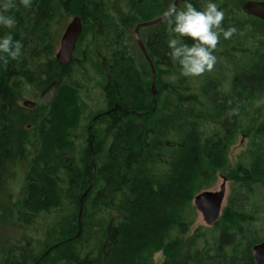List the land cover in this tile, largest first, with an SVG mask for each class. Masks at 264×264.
I'll return each instance as SVG.
<instances>
[{"label": "trees", "instance_id": "1", "mask_svg": "<svg viewBox=\"0 0 264 264\" xmlns=\"http://www.w3.org/2000/svg\"><path fill=\"white\" fill-rule=\"evenodd\" d=\"M247 1L216 0L222 26L237 29L217 45L236 66L227 91L216 75L180 74L166 55L162 23L143 30L156 96L132 36L171 0H31L11 10L16 24L0 26V36L11 32L23 48L19 59L0 62V228L17 238L3 242L0 264H36L57 244L39 264H154L158 253L163 264H255L253 247L264 242L256 226L264 204V112L235 169L229 161L264 100V22L242 13ZM206 2L191 0L198 9ZM72 17L83 32L64 66L55 52ZM54 80L60 87L49 107L21 105ZM89 83L99 84L105 108L86 124ZM98 114L93 175L88 128ZM218 175L233 184L228 206L213 227L188 236L198 215L194 199ZM35 226L40 237L22 239Z\"/></svg>", "mask_w": 264, "mask_h": 264}, {"label": "clouds", "instance_id": "2", "mask_svg": "<svg viewBox=\"0 0 264 264\" xmlns=\"http://www.w3.org/2000/svg\"><path fill=\"white\" fill-rule=\"evenodd\" d=\"M31 0H0V26L11 29L16 17L11 10L18 5L28 7ZM161 23L168 35L166 55L174 65L179 66L184 77H198L211 71L217 62L214 55L221 39H231L237 32L234 26L224 28L225 12L216 0H207L202 9H198L191 0H184L183 7H177L176 0L168 5L161 14ZM184 38H190L185 42ZM23 44L14 40L11 32L0 36V62L17 60L22 56Z\"/></svg>", "mask_w": 264, "mask_h": 264}, {"label": "water", "instance_id": "3", "mask_svg": "<svg viewBox=\"0 0 264 264\" xmlns=\"http://www.w3.org/2000/svg\"><path fill=\"white\" fill-rule=\"evenodd\" d=\"M181 0H176L177 7L179 6ZM243 12L252 17H256L262 21H264V2L258 1H248L242 6ZM161 23V18L158 17L149 22L139 23L134 30V38L137 46L139 47L141 53L143 54L146 62L149 64L152 71V94L156 96L158 91L155 87L156 82V70L152 60L150 59L146 46L141 37V30L144 28L152 27L155 25H159ZM83 32V23L79 17H74L71 22L67 25L62 38H61V47L60 50L56 54V60L59 64L67 66L70 64L72 60L73 53L76 49V44ZM59 82L57 80L52 81L45 89H43L39 96V101L42 107H48L53 102L58 90H59ZM23 106L28 109H35L36 103L27 100L23 103ZM109 113V112H108ZM99 116H96L93 119V122L88 128V134L91 137V141L89 143L90 152L92 162L94 164L92 174H95V163H94V153H93V143L95 137L92 133V127L94 121L98 119ZM94 186V182L88 188V190L84 193L82 199L87 196V194L92 190ZM227 196V181L221 185L220 191H203L195 197L194 206L197 210V213L203 217V220L208 227H212L215 225L221 217L222 207L224 201ZM83 205L80 208L79 213V223L82 214ZM60 244L54 245L49 248L40 260L36 263L39 264L53 249L57 248ZM253 258L255 264H264V242L258 244L253 247Z\"/></svg>", "mask_w": 264, "mask_h": 264}, {"label": "rangeland", "instance_id": "4", "mask_svg": "<svg viewBox=\"0 0 264 264\" xmlns=\"http://www.w3.org/2000/svg\"><path fill=\"white\" fill-rule=\"evenodd\" d=\"M171 2H172V0H171ZM180 7H183V5H181ZM72 19H73V17L70 18L68 22H70ZM144 31H142V33H141L143 39H144ZM133 32H134V30H133ZM132 45H133L132 47L134 48V50H136V52H139L138 46H137V44H135V41H134V35L132 36ZM244 45H246V43ZM248 47H249V45H248ZM250 48H252L251 45H250ZM220 51L221 50H219V48H217V54L215 55L217 57V62L214 65L213 69L211 71H208L207 74H209V75L213 74V75L218 76L224 84L223 90L227 91L229 86H230L229 80L231 79V75H233L232 73H234L233 71L236 69V66L234 64L230 63L227 60V58L219 56ZM240 64H244V62H241ZM87 88L90 90V92L84 91V93H83V98H84L86 104L89 106V110L86 113L87 115L85 116L86 119H84V122H83L86 124L89 122L90 118L92 117V113L97 112L100 108H105V103H104L103 98L101 96V89L99 87V84L96 85L94 83H92V84L89 83V84H87ZM31 94L32 93L30 92V94L28 93L27 96H25L23 98V100L21 101V105H23V103L27 100H31V101L37 102V103L39 102L40 92H37L36 95H34V93L32 95ZM88 94H89V96H88ZM263 112H264V100H262L260 103H258L257 105L254 106L253 111L250 114L249 119L247 121V126H248V127H246L247 129L244 131V133L239 135L238 139L236 140V143L232 146V148L230 150L229 161H230V169L231 170L236 168L237 164L241 161L242 156L248 150L249 142H250L249 138L247 137L248 131L250 129H252L253 125L257 124V122L260 120ZM98 115H100V114H98ZM81 141H82L81 142L82 146H85L87 144L85 136L82 138ZM17 172L19 173V175L21 174V176H24V175H26L27 171H26L25 166L23 165L20 167V169ZM224 181H227V196H226V199H225L223 207H222V214L228 206L229 197L232 195L233 184L231 183L230 180H228L226 178V176L218 175V178H217L215 185L209 189V191H220L221 185L224 183ZM18 183H21L20 179H18ZM19 191H20V189L16 188V192L18 193ZM260 191L264 192V188H262ZM261 192H260V195H264V193L262 194ZM257 217H258V222L256 223V226L260 230V232L264 233V204H263L261 212H259L257 214ZM200 227L207 228V226L203 220V217L200 214H198L196 221L193 224V226L191 227L188 236L192 235L194 233V231ZM38 228L39 227H37V226L33 227L31 229L33 231V233L27 229V230H25V232H23V235L21 233H19V234L23 237L22 239H24L25 237H27V238L40 237L36 233L38 231ZM13 238H17L16 231H12L11 229L7 230L5 228H0V253L2 250L3 242L6 241L7 239L12 241ZM1 257H2V255L0 254V258ZM163 261H164L163 253H158L157 255H155L154 264H163Z\"/></svg>", "mask_w": 264, "mask_h": 264}, {"label": "flooded vegetation", "instance_id": "5", "mask_svg": "<svg viewBox=\"0 0 264 264\" xmlns=\"http://www.w3.org/2000/svg\"><path fill=\"white\" fill-rule=\"evenodd\" d=\"M248 1H258V2H264V0H248ZM247 1V2H248ZM181 3H182V0H181V2H180V5H181ZM246 3V2H245ZM244 3V4H245ZM179 5V6H180ZM242 13H243V10H242ZM244 14V13H243ZM245 16H248V15H246V14H244ZM249 17H252V16H249ZM253 18H256V17H253ZM256 19H258V18H256ZM260 20V19H259ZM262 21V20H261ZM262 22H264V21H262ZM64 31H65V29H64ZM64 31H63V33H64ZM63 33H62V35H63ZM62 35H61V38H62ZM61 38H60V41H59V47H58V49L56 50V52H55V58H56V54H57V52L60 50V47H61ZM76 51V50H75ZM74 54H75V52H74ZM74 54H73V56H74ZM92 185V184H91Z\"/></svg>", "mask_w": 264, "mask_h": 264}, {"label": "bare ground", "instance_id": "6", "mask_svg": "<svg viewBox=\"0 0 264 264\" xmlns=\"http://www.w3.org/2000/svg\"><path fill=\"white\" fill-rule=\"evenodd\" d=\"M160 17V16H159ZM158 18V17H157ZM136 27V26H135ZM82 35V34H81ZM144 57V56H143ZM108 112H110V111H108ZM108 112H106L105 114H108ZM95 123V122H94ZM95 137V136H94ZM93 145H94V143H93ZM90 150V149H89ZM200 194V193H199ZM195 200V199H194Z\"/></svg>", "mask_w": 264, "mask_h": 264}]
</instances>
